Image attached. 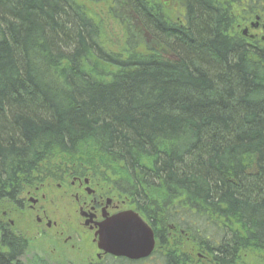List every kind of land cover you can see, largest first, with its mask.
Returning a JSON list of instances; mask_svg holds the SVG:
<instances>
[{
    "label": "trees",
    "instance_id": "obj_1",
    "mask_svg": "<svg viewBox=\"0 0 264 264\" xmlns=\"http://www.w3.org/2000/svg\"><path fill=\"white\" fill-rule=\"evenodd\" d=\"M245 7L0 0V198L79 172L184 230L188 263L264 252V46Z\"/></svg>",
    "mask_w": 264,
    "mask_h": 264
},
{
    "label": "flooded vegetation",
    "instance_id": "obj_2",
    "mask_svg": "<svg viewBox=\"0 0 264 264\" xmlns=\"http://www.w3.org/2000/svg\"><path fill=\"white\" fill-rule=\"evenodd\" d=\"M245 10L250 16L239 25L240 33L264 46V0H246ZM36 179L30 185L23 182L15 197L0 198V264H171V255L186 256L185 248L194 241L184 230L174 236V225L160 228L156 216H142L102 180L69 170ZM127 211L138 213L153 231L155 246L147 257L133 259L100 246L101 227ZM178 243L184 248L175 256ZM203 252L192 247V264H224L207 260ZM246 255L237 256L240 261L230 258L227 264H244ZM184 258L174 264H191Z\"/></svg>",
    "mask_w": 264,
    "mask_h": 264
},
{
    "label": "water",
    "instance_id": "obj_3",
    "mask_svg": "<svg viewBox=\"0 0 264 264\" xmlns=\"http://www.w3.org/2000/svg\"><path fill=\"white\" fill-rule=\"evenodd\" d=\"M100 238L101 247L107 246L111 253L133 259L149 256L155 246L153 231L134 211L124 212L103 225Z\"/></svg>",
    "mask_w": 264,
    "mask_h": 264
},
{
    "label": "rangeland",
    "instance_id": "obj_4",
    "mask_svg": "<svg viewBox=\"0 0 264 264\" xmlns=\"http://www.w3.org/2000/svg\"><path fill=\"white\" fill-rule=\"evenodd\" d=\"M106 22H108V17L106 18ZM109 24H113V22H109ZM108 37V45H110L114 50L116 51H121L122 49H125L126 45H125V40H124V36H122V34L119 35H113L111 29L109 31V35H107ZM122 52V51H121ZM195 256H197L196 253H194ZM258 256L262 257L263 254L261 253H257L255 255H246V259L244 260V264H264V259L259 258Z\"/></svg>",
    "mask_w": 264,
    "mask_h": 264
}]
</instances>
